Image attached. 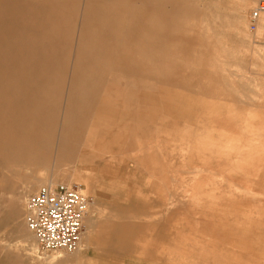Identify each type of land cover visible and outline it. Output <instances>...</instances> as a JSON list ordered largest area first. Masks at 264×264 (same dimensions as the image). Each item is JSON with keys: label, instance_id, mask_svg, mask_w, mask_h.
Returning <instances> with one entry per match:
<instances>
[{"label": "rangeland", "instance_id": "obj_1", "mask_svg": "<svg viewBox=\"0 0 264 264\" xmlns=\"http://www.w3.org/2000/svg\"><path fill=\"white\" fill-rule=\"evenodd\" d=\"M259 1L0 0V264H264ZM52 171L121 221L98 254L37 249Z\"/></svg>", "mask_w": 264, "mask_h": 264}, {"label": "built area", "instance_id": "obj_2", "mask_svg": "<svg viewBox=\"0 0 264 264\" xmlns=\"http://www.w3.org/2000/svg\"><path fill=\"white\" fill-rule=\"evenodd\" d=\"M256 11H264V0ZM88 196L76 185L42 186L26 201L25 222L41 252L69 250L76 246L82 229Z\"/></svg>", "mask_w": 264, "mask_h": 264}, {"label": "crops", "instance_id": "obj_3", "mask_svg": "<svg viewBox=\"0 0 264 264\" xmlns=\"http://www.w3.org/2000/svg\"><path fill=\"white\" fill-rule=\"evenodd\" d=\"M256 58H259L261 60H258V61H255V62H258V63H263L264 62V55L256 56ZM258 78L259 77L255 78V79H258ZM262 84L263 83H261V85ZM257 88L258 89H262L263 86L257 87ZM247 109H248V111H251V112H260V114L261 113L263 114V112H264V107H260V106H257L255 108L254 107H248ZM95 203H93L92 206L90 207L91 211H90L88 219H89L90 224H91V229H90V232L87 234V236L84 238V242L87 243L88 249L89 248L92 249V253L93 254H98L99 252L97 251V245H99L100 243H98L96 241L97 238L106 239V238L115 237L114 233L117 232V230H118V228H119V226L121 224L120 223L121 221L117 222L116 219L113 220L112 223L109 225L110 226L109 229H107V231H108V234H107V231H104L102 229V225H101L102 218L96 215L97 208H96V204ZM124 208H125L124 212H131L130 206L125 205ZM115 212H116L115 209H113L112 211H109L107 214H105L103 216L104 217L106 216V217L116 218V217H114V213ZM124 216H125L124 218L127 219L125 214H124ZM125 237H130V235L129 236L126 235ZM140 237L143 238V239L146 238L145 236H140ZM143 243H144L143 245H145V246L148 244L146 242H143Z\"/></svg>", "mask_w": 264, "mask_h": 264}, {"label": "bare ground", "instance_id": "obj_4", "mask_svg": "<svg viewBox=\"0 0 264 264\" xmlns=\"http://www.w3.org/2000/svg\"><path fill=\"white\" fill-rule=\"evenodd\" d=\"M259 6V5H258ZM262 12H264L263 10H262ZM44 125V124H43ZM41 126V125H40ZM66 138V137H65ZM62 141H63V143L60 145V148L59 149H57L56 150V152L57 153H59V152H62V151H65V150H69V149H72V143H71V139H62ZM7 148V147H6ZM74 148V147H73ZM1 149V148H0ZM4 149V148H3ZM57 153H56V155H57ZM55 163V162H54ZM131 164V163H130ZM55 165V164H54ZM7 169V168H6ZM39 172H44L43 171V169H40L39 170ZM52 174L51 175H45L44 174V176L42 177V178H38L37 179V181L38 182H43V183H46V185H42V186H54L53 185V183H55L57 180H61V181H67V179L68 178H66V177H62V178H58V176L55 174V172L54 171H52L51 172ZM50 176V177H49ZM68 182V181H67ZM60 184V183H59ZM62 184V183H61ZM55 185H57V184H55ZM68 185V184H67ZM42 186H40V187H42ZM39 187V188H40ZM78 187V186H77ZM38 188V189H39ZM80 188V187H79ZM81 190V189H80ZM35 192V191H34ZM33 193V192H32ZM31 194V193H30ZM29 194V195H30ZM28 195V196H29ZM233 196V195H232ZM250 196H252V195H250ZM261 197H263V196H261ZM28 198V197H27ZM233 198V197H232ZM231 198V199H232ZM258 199H260V198H258ZM262 199V198H261ZM236 200V199H235ZM234 200V201H235ZM27 201V200H26ZM231 201H233V199L231 200ZM23 206V205H22ZM86 207H87V204H86ZM86 211V210H85ZM25 212H26V206H25ZM85 215V214H84ZM83 219H84V217H83ZM26 223V222H25ZM82 223H83V229H82V232H81V235H80V238H79V240H78V242H77V244H76V248L77 247H84L83 246V244L82 243H80V241H81V238H82V234H85L86 233V235H84V237L85 236H87V234L90 232V229H91V227L90 228H88V230L86 229V230H84L85 229V225H84V222H83V220H82ZM27 226V225H26ZM28 228V227H27ZM29 229V228H28ZM30 230V229H29ZM83 230H84V233H83ZM86 231V232H85ZM32 232V231H31ZM32 234H33V232H32ZM33 237L35 238V236H34V234H33ZM36 240V239H35ZM36 245H37V249H38V244H37V241H36ZM74 247V248H75ZM73 249V248H72ZM69 250H71V249H69ZM78 250V249H77ZM54 256L55 255H53V254H51V256H49L50 258H54ZM57 256H59V255H56V257Z\"/></svg>", "mask_w": 264, "mask_h": 264}]
</instances>
